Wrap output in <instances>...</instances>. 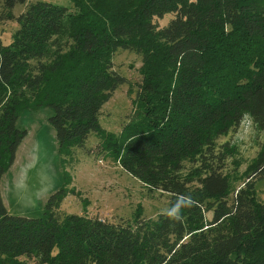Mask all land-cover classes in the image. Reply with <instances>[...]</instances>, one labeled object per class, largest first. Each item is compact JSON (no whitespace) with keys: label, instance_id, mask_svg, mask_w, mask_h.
<instances>
[{"label":"trees","instance_id":"16d2710c","mask_svg":"<svg viewBox=\"0 0 264 264\" xmlns=\"http://www.w3.org/2000/svg\"><path fill=\"white\" fill-rule=\"evenodd\" d=\"M70 1L76 12L30 3L13 41L0 37V264H264V141L238 189L223 172L229 149L217 148L245 115L264 134V0ZM119 49L142 55V80L117 136L100 117L129 82L114 68ZM46 107L61 162L95 133L126 171L170 196L168 211L62 215L64 173L42 215L13 214L1 186L29 133L19 120ZM186 161L198 164L183 174Z\"/></svg>","mask_w":264,"mask_h":264},{"label":"rangeland","instance_id":"374dc122","mask_svg":"<svg viewBox=\"0 0 264 264\" xmlns=\"http://www.w3.org/2000/svg\"><path fill=\"white\" fill-rule=\"evenodd\" d=\"M27 0L8 9L0 3V37L10 44L20 23L18 17L26 11ZM66 6L70 12L78 7L70 0H46ZM173 16L166 15L157 22L166 25ZM114 68L129 82L121 85L103 106L100 122L109 134L120 135L124 125L134 117L137 109L138 84L142 80V55L136 51L119 49L114 56ZM50 108L25 111L19 124L28 129V136L20 145L16 160L2 181V195L13 214L37 217L42 215L50 195L64 183L68 174L69 193L59 208L62 215L86 213L116 220H132L137 216L157 218L168 211L170 196L146 186L126 171L103 139L91 133L84 148H74L61 162L56 152V133L49 122ZM115 136V135H114ZM264 134L245 115L241 124L217 140V148L230 153L223 172L233 189L245 185L251 166L262 148ZM198 163L186 161L183 174L193 171ZM257 196L264 201V179L256 185ZM33 264V262H30Z\"/></svg>","mask_w":264,"mask_h":264},{"label":"water","instance_id":"95a60500","mask_svg":"<svg viewBox=\"0 0 264 264\" xmlns=\"http://www.w3.org/2000/svg\"><path fill=\"white\" fill-rule=\"evenodd\" d=\"M56 152H57V143H56ZM56 191V190H55Z\"/></svg>","mask_w":264,"mask_h":264}]
</instances>
